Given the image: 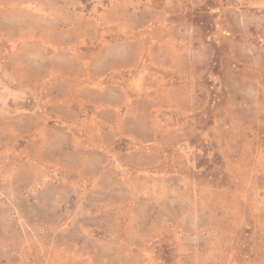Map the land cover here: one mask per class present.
<instances>
[{
	"label": "rangeland",
	"instance_id": "1",
	"mask_svg": "<svg viewBox=\"0 0 264 264\" xmlns=\"http://www.w3.org/2000/svg\"><path fill=\"white\" fill-rule=\"evenodd\" d=\"M0 264H264V0H0Z\"/></svg>",
	"mask_w": 264,
	"mask_h": 264
}]
</instances>
